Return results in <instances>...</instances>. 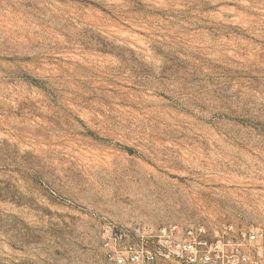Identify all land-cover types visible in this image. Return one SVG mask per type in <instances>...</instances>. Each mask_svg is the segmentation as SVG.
<instances>
[{
    "label": "rangeland",
    "instance_id": "obj_1",
    "mask_svg": "<svg viewBox=\"0 0 264 264\" xmlns=\"http://www.w3.org/2000/svg\"><path fill=\"white\" fill-rule=\"evenodd\" d=\"M108 221L264 231V0H0V264Z\"/></svg>",
    "mask_w": 264,
    "mask_h": 264
},
{
    "label": "built area",
    "instance_id": "obj_2",
    "mask_svg": "<svg viewBox=\"0 0 264 264\" xmlns=\"http://www.w3.org/2000/svg\"><path fill=\"white\" fill-rule=\"evenodd\" d=\"M104 264H264V231L229 224L128 225L102 228Z\"/></svg>",
    "mask_w": 264,
    "mask_h": 264
}]
</instances>
